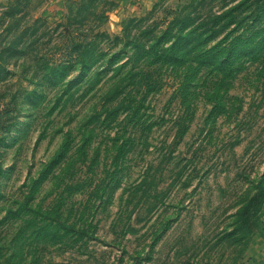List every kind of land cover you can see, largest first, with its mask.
Instances as JSON below:
<instances>
[{
    "label": "rangeland",
    "instance_id": "1",
    "mask_svg": "<svg viewBox=\"0 0 264 264\" xmlns=\"http://www.w3.org/2000/svg\"><path fill=\"white\" fill-rule=\"evenodd\" d=\"M242 1L214 0L210 7L223 11ZM190 2L152 0L144 9L119 15L116 0H62L57 5L0 0V95L19 96L21 106L19 122L0 152V219L15 209L13 201L29 195L35 180L32 208L37 214L43 216L62 199L60 218L66 225L71 220L65 185L73 149L49 172L46 167L65 142H78L80 124L100 103L108 83L89 93L87 85H77L63 94L76 73L64 83L51 77L56 44L67 27L59 25L77 27L83 15L81 29L97 26L121 35L131 21L161 19ZM256 66L237 77L229 90L237 99L221 115L207 120L211 106L201 100L192 105L188 130L166 161L163 153L178 128L173 123L185 108L177 99L170 101L176 85L165 79L146 111L151 121L162 124L152 129L147 149L130 153L115 174V188L94 215L96 240L80 249L71 247L69 236L55 244L27 242L24 264H245L255 248H264V78L258 79ZM25 93H30L28 100ZM102 148L100 178L112 155L104 159ZM147 174L154 182L135 188ZM15 231L16 223L0 224V247L7 256Z\"/></svg>",
    "mask_w": 264,
    "mask_h": 264
},
{
    "label": "trees",
    "instance_id": "2",
    "mask_svg": "<svg viewBox=\"0 0 264 264\" xmlns=\"http://www.w3.org/2000/svg\"><path fill=\"white\" fill-rule=\"evenodd\" d=\"M213 1L192 0L167 11L161 19L131 21L121 35L101 32L97 26L81 29L83 15L77 27L59 25L67 27L56 44L51 77L56 83H64L76 73L65 83L63 94L77 85H87L88 93L102 82L108 83V88L80 124L79 145H72L74 138L65 142L46 167L49 172L65 158L68 148L73 149L65 185L71 199L70 223L66 225L60 218L62 199L43 216L37 214L32 208L36 181L31 180L29 195L23 201H13L15 209L9 208L0 219V224L16 223L9 243L12 251L7 256L0 247L1 264H24L27 242L55 244L69 236L71 247L80 249L96 240L94 215L115 188V174L123 169L130 153L147 149L152 129L162 124V120L151 121L146 111L149 99L161 92L165 79L172 78L176 85L170 101L177 99L185 108L173 123L178 128L167 154L163 153L166 161L188 130L196 108L193 104L201 100L210 105L206 117L210 120L237 99L229 90L248 66L256 64L258 79L264 78V0H245L223 11H213ZM29 97L30 93H25L24 100ZM20 107L19 96L0 95V152L19 122ZM102 144L104 159L112 155L100 178L97 169L102 164ZM3 174L0 158V180ZM153 182L154 177L147 174L135 188ZM77 195L82 199L74 200ZM27 205L30 209L24 211Z\"/></svg>",
    "mask_w": 264,
    "mask_h": 264
},
{
    "label": "crops",
    "instance_id": "3",
    "mask_svg": "<svg viewBox=\"0 0 264 264\" xmlns=\"http://www.w3.org/2000/svg\"><path fill=\"white\" fill-rule=\"evenodd\" d=\"M62 0H50L52 4H59ZM118 3L116 13L121 15L126 12L127 9L133 8V10L144 9L145 6L152 3V0H116ZM245 264H264V248H255L249 255Z\"/></svg>",
    "mask_w": 264,
    "mask_h": 264
}]
</instances>
